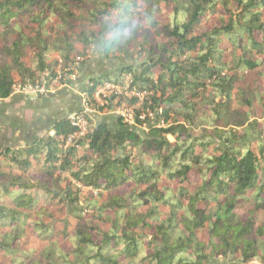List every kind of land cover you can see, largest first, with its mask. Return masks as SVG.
I'll list each match as a JSON object with an SVG mask.
<instances>
[{
    "label": "trees",
    "instance_id": "trees-1",
    "mask_svg": "<svg viewBox=\"0 0 264 264\" xmlns=\"http://www.w3.org/2000/svg\"><path fill=\"white\" fill-rule=\"evenodd\" d=\"M98 42L141 61L85 98L134 90L145 135L88 118L65 147L64 117L11 147L0 129V264H264V0H0V99Z\"/></svg>",
    "mask_w": 264,
    "mask_h": 264
},
{
    "label": "rangeland",
    "instance_id": "rangeland-1",
    "mask_svg": "<svg viewBox=\"0 0 264 264\" xmlns=\"http://www.w3.org/2000/svg\"><path fill=\"white\" fill-rule=\"evenodd\" d=\"M82 25L92 30H97L89 26L90 24L87 21H84ZM140 61L141 58L138 54H134L132 57H125L112 52L104 53L101 49V43L98 42L91 47L88 56L77 60L76 64L70 68V71L67 69L62 73L60 68H57L62 80L57 86L56 94L0 99V129L2 133L6 134L7 144L11 147L20 146L29 139L43 136L54 121L76 114L81 109L82 97H86L84 95L85 89L90 79L116 75L122 67L138 65ZM106 84H109L110 87H104ZM106 84L97 88V90L101 89L98 97L95 95V90L93 98L89 99L90 103L92 100L95 101V105L91 103V110L94 113L89 119L94 123L106 122L113 126L116 123V119L120 118L128 129L135 130L137 134L143 137L146 131L144 126H138L135 123L129 124L121 117L122 113L125 115L131 113L134 119L137 112L143 111L142 106L133 102L129 104L131 99L125 88L116 90L115 87H112V83ZM117 95H120V99ZM97 106L102 107L103 110H98ZM255 114V121L258 125L255 128L256 135L254 139H249L257 140L264 144V103L257 106ZM201 128V126L195 125L191 133L194 136H200ZM237 133L244 137L246 131L239 129ZM246 207L244 204L240 205V212H244ZM202 238L204 240L207 239L206 235H203ZM212 263L227 264L221 258L213 259Z\"/></svg>",
    "mask_w": 264,
    "mask_h": 264
},
{
    "label": "built area",
    "instance_id": "built-area-1",
    "mask_svg": "<svg viewBox=\"0 0 264 264\" xmlns=\"http://www.w3.org/2000/svg\"><path fill=\"white\" fill-rule=\"evenodd\" d=\"M62 80L61 74L58 72L54 77H50L48 73L43 74L40 77V80L35 85L30 84H15L12 86L10 95L8 98H14V97H26L30 95H37V96H43V95H54L57 91V86L59 82ZM109 86V84H106L104 87ZM110 87V86H109ZM114 88L115 86L112 85ZM116 90L118 87H115ZM101 89H98L95 91L96 97L100 94ZM130 97H137L139 100H141L142 95H139L137 92L130 91L128 92ZM94 95V97H95ZM94 112L91 110L90 101L82 97L81 102V109L74 115L69 116L71 120V124L77 128V131L73 133L67 140L65 147H75L78 148L77 140L84 137L88 132V118L93 114ZM151 117V114L148 115ZM121 117H123L126 122L129 124L135 123V120L132 117L131 113H127L126 115L124 113L121 114ZM140 120H144L145 116L142 115L139 117Z\"/></svg>",
    "mask_w": 264,
    "mask_h": 264
},
{
    "label": "crops",
    "instance_id": "crops-1",
    "mask_svg": "<svg viewBox=\"0 0 264 264\" xmlns=\"http://www.w3.org/2000/svg\"><path fill=\"white\" fill-rule=\"evenodd\" d=\"M74 115V114H73ZM71 116V115H70ZM50 128V127H49ZM49 128L47 129V130H49ZM46 133V132H45ZM44 133V134H45ZM36 137H40V136H36ZM35 138V137H34ZM33 139V138H32ZM32 139H29V140H27L26 142H28V141H30V140H32ZM26 142H24L22 145H24ZM22 145H20V146H22ZM10 146V145H9ZM15 147H17V146H15Z\"/></svg>",
    "mask_w": 264,
    "mask_h": 264
},
{
    "label": "clouds",
    "instance_id": "clouds-1",
    "mask_svg": "<svg viewBox=\"0 0 264 264\" xmlns=\"http://www.w3.org/2000/svg\"><path fill=\"white\" fill-rule=\"evenodd\" d=\"M125 35H127V33H125Z\"/></svg>",
    "mask_w": 264,
    "mask_h": 264
}]
</instances>
